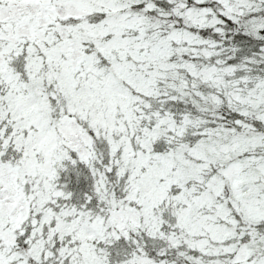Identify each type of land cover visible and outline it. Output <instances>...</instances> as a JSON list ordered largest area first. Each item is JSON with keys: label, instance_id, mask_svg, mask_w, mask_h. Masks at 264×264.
<instances>
[{"label": "snow or ice", "instance_id": "obj_1", "mask_svg": "<svg viewBox=\"0 0 264 264\" xmlns=\"http://www.w3.org/2000/svg\"><path fill=\"white\" fill-rule=\"evenodd\" d=\"M0 264H264V0H0Z\"/></svg>", "mask_w": 264, "mask_h": 264}]
</instances>
